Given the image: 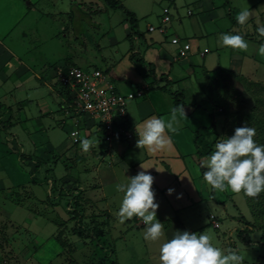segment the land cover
<instances>
[{
    "label": "rangeland",
    "instance_id": "rangeland-1",
    "mask_svg": "<svg viewBox=\"0 0 264 264\" xmlns=\"http://www.w3.org/2000/svg\"><path fill=\"white\" fill-rule=\"evenodd\" d=\"M116 1L122 6H115L109 0H63L56 7H52L50 3L39 4L37 11L31 12L4 39L12 54L17 56L13 59L26 61L38 74L48 79L42 81L34 78L29 83L30 86L26 84L18 89L15 98L4 97L6 92L0 88V100L12 106V109L3 110L6 120L12 118L14 122L5 135L10 133L17 140L14 146L8 140H2L5 144L0 145V182L8 187V193L4 189L0 191V215L12 220L13 223L7 222L17 227L25 226L31 220L32 225L28 226L36 233V237L39 236L37 243L44 247V256H39L40 264H46L60 250L62 254L53 259L54 264H101L106 258L109 259L107 264H158L159 244L143 239L144 226L140 227L136 223V217L121 224L116 215L122 194L116 191L115 185L126 182L127 177L136 172L128 166L132 152L128 150L121 153L117 141L110 144L96 134L82 136L95 144L88 152L81 150L80 143H74L70 132L77 119H80L81 124L85 123V116L78 114L75 107L65 103L56 92V73L61 66L78 65L86 70L96 67L109 70L107 73L115 83L116 80L125 78L121 77L124 72L128 75L132 67L137 69L136 57L131 56L132 46L143 56L148 44L153 41L173 49L169 43L172 41L171 33L164 36L158 31H149L150 26H159L163 13H169L175 19L180 16L185 23H190L198 21L201 14L206 12H226L225 21L231 25L236 21L237 13L248 7L252 11L249 21L241 25L240 33L232 32L243 35L248 43L246 50L225 48L220 51L213 36L208 35L211 31L205 34L208 35L205 41L210 44L211 50L208 55L220 53L223 70L230 68L231 53H246L252 57L251 60L247 59L249 65L243 67V73L248 75H236L231 70L224 73L221 70L219 75L199 78V81L205 80L208 95L203 93L200 83L194 77L190 80L188 75L187 78L184 77L183 83L172 84L168 89L155 76L146 75L145 82L149 86L145 87V93L156 90L172 97L170 90H182L185 92L184 108L187 107L188 114L194 109L196 102H204L193 115V121L202 127H208L213 119L210 114L214 113L218 140L231 137L238 127L249 126L256 130L254 140L257 143L264 141L261 133L264 132V58L257 54L261 41L264 40L257 32L258 25L264 24V0H240L241 9L233 7V11L228 10V0H213L214 8L211 10H206L200 0ZM66 4L67 13L57 14L56 10L61 7L63 9L59 10L64 11ZM43 10L46 12L45 16L40 14ZM189 11L194 15L190 16ZM228 12L230 15H227ZM134 16L136 23L132 20ZM187 30V34H190L193 29L187 27ZM135 35H139V42ZM192 37L197 39V35ZM201 48L204 49L205 45L201 44ZM4 53L7 52L0 50V58ZM197 59L198 61L194 59L195 63L202 60L201 57ZM173 66L176 67L177 64ZM232 69L235 68L232 66ZM230 74L234 76L230 77ZM15 80L16 77L12 76L7 88L15 89ZM122 85L121 91L126 93L136 92L141 88L124 83ZM59 86L64 89L60 84ZM41 100L49 104L50 114L40 113ZM139 101H143V98L132 100L135 103ZM19 119L28 121L22 122ZM6 124L9 126V121ZM214 136L215 132L210 134V139ZM130 147L136 153L138 147L133 140ZM208 156L201 157L195 153V158L190 156L186 159L198 187L201 186L204 192V200L201 205L195 204L192 210L184 209L178 213L187 222L190 232L208 233L214 246L225 253L229 249L237 251L243 257L242 264H264V228H261L264 225V192L252 198L231 190H211L203 180L206 168L202 164ZM18 184L23 186L19 189L13 187ZM62 184L65 185L64 189H61ZM56 191L62 193L56 194ZM156 191L160 193L159 189ZM74 194H80V203L84 204L83 214L77 220L73 219L74 210H71L72 215L69 212L71 206H77L78 197L74 198ZM164 198L158 194L155 202L159 203ZM58 202L66 205L56 208L54 205ZM165 204L157 209L156 215L163 224L166 238H171L179 230L172 218L179 214L168 198ZM61 209L64 214H61L62 217H72V220L64 225V232L61 231L60 239L56 240L53 234L58 233L61 227L58 224L64 221L56 218V212ZM211 215L219 223L218 228L213 226ZM87 222H91L92 226ZM96 223L103 230V236L96 237ZM9 224L5 225L4 219L0 221V255H8L7 252L10 251L9 246L2 242L3 230H11L10 233L15 231ZM77 226L82 228L75 232ZM77 242H83L81 248ZM26 264L36 263L28 260Z\"/></svg>",
    "mask_w": 264,
    "mask_h": 264
},
{
    "label": "crops",
    "instance_id": "crops-1",
    "mask_svg": "<svg viewBox=\"0 0 264 264\" xmlns=\"http://www.w3.org/2000/svg\"><path fill=\"white\" fill-rule=\"evenodd\" d=\"M59 1L63 0H0V50L7 52L1 54L2 58H0V88L3 89L4 92H6V94L3 95L4 97L6 95L8 97L15 98L16 94L18 93V89L26 84L30 86L29 83H31L34 78L41 79L42 81H48V79L44 78L42 74H38V72L33 67H31L26 61L21 60L19 58H16V60L13 59V57L17 56H14V54H12L13 52L10 48L7 47L4 42V39L7 37L8 34L14 31L15 28L20 26L22 22L27 17H29L31 12H36L37 6L39 4L50 3L52 7H56V4L59 3ZM200 2L206 10H211L214 8L213 0H200ZM234 3L239 6L240 0H228V2L226 3L229 8L228 10L233 11V7L236 10L241 9L240 6H235ZM59 9L63 8L59 7L58 10H56V13L59 15H64L65 13H67V4L66 8H64V11ZM45 13V10L40 12V14L44 16ZM56 13H54L53 15L56 16ZM225 14L226 12H206L204 14H201L200 19H198V21L190 23H185V21L182 20L180 16L179 18L175 19V17H173L172 15V20L167 24L166 33H161L158 30H149L150 32L158 31L161 35L164 36H167L169 33H171L172 38L179 37L184 41L192 42V48L185 55L178 54L180 46L173 44L172 41L169 43L170 46L173 47V49H168L167 47L160 46L159 44L155 43L156 41H153L152 44H148L144 54V59H146L148 63L155 66V74L153 75L155 76V79L160 80L161 77L164 75V78L160 82V84H167V87H171L172 84L183 83L185 81V78H187L186 75H188L190 80L194 77V79L200 83L203 93L208 95L205 80L201 79L199 81V78L205 75L209 77L214 76L216 74L219 75L221 74V70L224 71L227 68H224V70L222 69L223 66L221 64L220 53H216L215 55L211 56L208 55L209 53H211V50L209 48L210 44L205 41L206 38H208L207 36H213V39L216 42V46L220 51H222L225 49V47H222L219 44L220 34L226 32L232 33L235 31L238 33L241 32V25L238 24L237 21H233L231 25L230 23L227 24V22L225 21L226 19L224 17ZM192 15H194V13L190 14V16ZM227 15H230V13L228 12ZM163 17L164 13L160 17L159 25L163 23ZM187 27L193 29L190 34H187ZM209 31L211 32L208 34ZM192 35H197V39L196 37H192ZM135 36L136 38H138L139 42V35ZM261 42L263 43L264 40H262ZM201 44L205 45L204 49L201 48ZM197 57H201L202 60L195 63L194 59L198 61ZM249 58L251 60L252 57H250L246 53H231L229 55L230 68H228V70L236 72V75H248L243 73V67H247L249 65L247 61V59L249 60ZM174 64H177V66H173ZM64 66L67 67L68 65H63L61 67ZM232 66L235 69H232ZM137 69L136 67H132V70L129 72L131 75H129V73L127 75L124 72L121 77L124 76L125 78H121L119 81H115V84L119 90H121V88L123 89L122 83H124L130 86L141 87L138 88V90L144 89L146 92V88H148L149 86V84L145 82L147 80L145 78L146 74L141 73ZM12 76L16 77V86H14L15 89L10 90V88H7V83L12 79ZM233 76L234 75L230 74V77ZM56 89L57 94L62 96L63 101H65L67 98L64 97V95L62 94V90L60 89L58 82L56 83ZM159 92L160 91L151 90L147 92V94L145 93L143 97H141L143 98V101H139L136 103L131 101L132 109L130 111L128 106V115L126 121L129 125L130 131L132 132V139L117 142L119 143L118 147L121 149V153L125 151L127 152L128 150L129 152H132V158L128 159L129 164L126 160L122 159L128 164V166L135 169L136 172L132 173V176L136 175L139 171L143 170L141 166L149 168L144 171L151 173V175L154 177V183L152 185V188L154 190L155 196L157 197V199L158 194H161V197H165V200L161 199V202L158 203V208L164 207L166 205V199L168 198L170 204L175 207L174 209H176L177 213H180L184 209L192 210L195 204L201 205V202L204 200V192L202 191L201 186L198 187L196 178L194 177L193 173L190 172L189 164L186 163V159H188L190 156H192V158H195V153L198 154V150H196V132L202 126L201 124L197 123L196 121H193L192 119L193 115L197 112V109H199V107H202L204 102H196L194 105L197 104V106H194V109L191 110L190 114H188L186 111L187 107L183 109L184 113L181 109H177L176 115L178 117V122L175 125L177 130L175 132L166 133V135L170 136L171 138V144L165 150L153 153L146 149L138 148L136 153H134V149L130 147V142L133 140L136 146V141L138 139V136L136 134V128L139 129L142 126L143 120L153 116L167 120L169 118L171 109L175 107L173 97H167V95ZM40 108V113L42 115L51 113L49 104L46 103L44 100H41ZM5 109H12V106L0 100V145H4V141L8 140L9 142H13L14 146V144L16 145L17 140L13 137V135H9L10 133L5 135V133L9 131L8 128L12 127V124L14 123L12 121V118L6 120V114L3 111ZM38 119L39 118H37L36 121H38ZM8 121L10 123L9 126L6 124ZM19 121L27 122L28 119H19ZM22 186L23 185L18 184L13 187L19 189ZM6 188L8 187L0 182V191L1 189H4L5 193H8V190H6ZM64 188L65 185L62 184L61 189ZM168 188H174L175 192L172 195H168L166 191ZM157 189L160 190V193H157ZM61 193L62 192L60 191H56V194ZM69 193L70 189H68V195ZM177 194H182V198L177 199ZM63 204L66 205V203L58 202L54 206H56V208H60V206H64ZM74 208L75 207L73 206L69 208L70 214L71 210L73 211ZM61 211L62 209L58 211L59 213L56 212V218L64 220L62 223L58 224V226H61L58 233L53 234L56 240L60 239L59 233L61 231L64 232V225L66 226L72 220V217H62V215L64 216V214H62ZM35 214H37V212H35ZM1 219H4L5 225L9 224V222L7 221L12 222V220H9L7 217H3L0 215V221ZM73 219L77 220V218L75 217H73ZM135 221L136 223L141 222V220L137 218H135ZM172 222H175L177 224V228L179 230L190 231L187 226V222L184 220V218L180 216V214L178 215V217L174 216L172 218ZM12 223H10L9 225H12L15 231H12L13 233H10L11 230H3L2 233V235L4 236V238H2V242L6 243L7 247L9 246L8 250L10 251L7 252L8 255H0V259H2V262L0 264H26L28 260L36 264H40L39 256H44V254H42V250L44 247L41 243H37V238L39 236L36 237V233L29 228V226L32 225L31 220L29 219L25 226L21 227H17ZM139 226L142 227L144 225L141 224ZM85 243L86 242H84V244ZM78 245L79 248H81L83 242H79ZM57 249L58 248H56V251ZM0 251L2 250L0 249ZM61 254V250L56 252L54 258ZM20 258H23V261H21ZM54 258L47 261L46 264H54Z\"/></svg>",
    "mask_w": 264,
    "mask_h": 264
},
{
    "label": "clouds",
    "instance_id": "clouds-1",
    "mask_svg": "<svg viewBox=\"0 0 264 264\" xmlns=\"http://www.w3.org/2000/svg\"><path fill=\"white\" fill-rule=\"evenodd\" d=\"M251 15V9L244 7L237 13L236 21L245 25ZM257 32L264 38V24L258 25ZM219 44L232 50L248 48L242 34L229 32L220 34ZM257 54L264 58V43L259 46ZM181 110L184 113L183 108ZM176 113L177 108L174 107L167 120L155 116L143 120L142 126L136 128V146L153 153L165 150L171 144V138L166 133L177 130ZM255 135L254 128L242 126L236 128L231 137L215 143L214 151L202 164L206 168L203 180L211 190H231L252 198L264 192V144L257 143ZM80 146L83 152H88L95 144L88 138H82ZM141 168L143 170L136 175L127 177L126 182L115 185L116 191L122 194L116 215L121 224L133 217L142 221L143 239L159 244L158 264H242L243 257L237 251L229 249L225 253L214 246L208 233L177 230L171 238H166L163 224L156 215L159 204L155 202L152 188L154 177L144 171L149 168ZM166 191L168 195H172L175 189L168 188ZM176 198L181 199L182 194H177Z\"/></svg>",
    "mask_w": 264,
    "mask_h": 264
},
{
    "label": "built area",
    "instance_id": "built-area-1",
    "mask_svg": "<svg viewBox=\"0 0 264 264\" xmlns=\"http://www.w3.org/2000/svg\"><path fill=\"white\" fill-rule=\"evenodd\" d=\"M191 13L192 11H189V14ZM171 20L170 14L166 13L163 23L158 27L150 26L149 30L166 33L167 24ZM172 43L180 46L178 53L180 55H185L192 48L190 41H184L179 37H173ZM56 76L58 83L69 92L72 98L71 103L67 100L64 102L74 106L78 114L85 116V123L81 124L80 119H77L75 127L70 132L74 143H80L83 134L89 137L93 133L98 134L110 144L114 141L132 139V132L126 121L128 106L135 98L144 96V89L125 93L119 90L109 74L100 68L86 70L78 65L64 66L58 68ZM211 218L213 226L218 228L219 223L216 222L215 216L211 215Z\"/></svg>",
    "mask_w": 264,
    "mask_h": 264
},
{
    "label": "trees",
    "instance_id": "trees-1",
    "mask_svg": "<svg viewBox=\"0 0 264 264\" xmlns=\"http://www.w3.org/2000/svg\"><path fill=\"white\" fill-rule=\"evenodd\" d=\"M109 1H110V3H112L115 6H119V5L122 6L121 4H119V1H116V0H109ZM129 15L131 16L130 13H129ZM132 20L135 23L137 22V19L135 18V16L132 18ZM132 34H133V32H132ZM129 36H131V35H129ZM131 51H132L131 52V56L132 57H136V64H137V68L139 69V71L141 73L143 72V74L153 76L155 74V66L152 65V64H150V63H148V61H146L144 59V56L143 55H140V52L139 51H135L134 50V47L133 46L131 47ZM227 70L228 69H225L223 72L225 73ZM105 71L108 72L109 70H105ZM163 78H164V75L161 77L160 80H157V81L161 82L163 80ZM167 86L168 85L166 84L163 87L166 88V89H168ZM62 88H64V87H62ZM61 90H62V94L64 95V97L67 98L66 99L67 102L68 103H71L72 102V98L70 97L69 92L65 88L64 89H61ZM170 93H171V95H172V97L174 99L175 108H177V109H182L183 108L184 109V103H185V97H186L185 96V92L182 91V90H177V91L170 90ZM195 106H197V104ZM210 115L213 117L212 124L210 126H208V127L207 126L206 127H200L197 130V132H196V136H197L196 139H197V143H198V155L201 156V157L210 155V153L212 151H214L213 144H215V142L218 141V138L216 136L217 133H216V122H215L214 113L213 114L211 113ZM259 122H262V121L260 120ZM259 122H257V123H259ZM214 132H215V136L210 139V134H212ZM261 133H263V135H264V132L263 131H261ZM207 136H209V137H207ZM263 142L264 141H260L259 143H263ZM56 189H58V188H56ZM80 193H82V192H80ZM76 197H78V201H77V206L75 207V209L73 211V214H74L75 218H78L79 219V217H81V215L83 214L84 204L83 203H80V200L82 198L80 194H78L77 196L74 194V198H76ZM259 198H258V200H259ZM87 224H89V226L90 225L92 226V223L91 222L90 223L87 222ZM81 228H82L81 226H79V227L77 226V227H75L74 230H75V232H78L79 230H81ZM261 228H264V225H262ZM94 229H96V234H97L96 237H100V236H103L104 235L103 234L104 232L99 227V224L98 223H96V227ZM98 233H100V235ZM263 240H264V238H263ZM106 261H109V259L108 258L104 259L103 263H101V264H107ZM111 263H113L112 260H111Z\"/></svg>",
    "mask_w": 264,
    "mask_h": 264
}]
</instances>
